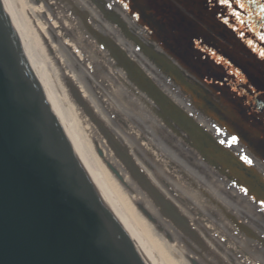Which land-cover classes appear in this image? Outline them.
I'll return each instance as SVG.
<instances>
[{
    "label": "water",
    "instance_id": "obj_1",
    "mask_svg": "<svg viewBox=\"0 0 264 264\" xmlns=\"http://www.w3.org/2000/svg\"><path fill=\"white\" fill-rule=\"evenodd\" d=\"M88 31L109 46L131 80L158 103V115L175 122L172 129L179 137L264 206L263 195L251 185L256 182L264 189L262 173L192 120L120 46ZM164 60L159 57L156 63L172 75ZM0 264H149L76 154L2 0Z\"/></svg>",
    "mask_w": 264,
    "mask_h": 264
},
{
    "label": "bare ground",
    "instance_id": "obj_2",
    "mask_svg": "<svg viewBox=\"0 0 264 264\" xmlns=\"http://www.w3.org/2000/svg\"><path fill=\"white\" fill-rule=\"evenodd\" d=\"M2 1L47 100L68 135L76 154L108 209L148 263L170 264L168 262L171 258L175 264H248V261L244 259V250L240 244L245 249L256 246V254L264 263V221L263 227L256 225L259 231H255L247 224L239 222L242 218L239 217L238 221L237 216H232L229 219H232L238 226L240 225V232L246 235L239 237L229 229L223 233L226 237L223 235L222 238L221 233L215 234L203 218V214L211 216L210 212L200 205L199 212L196 205H192V202L195 204L197 202L194 197L183 190L184 195L174 191L154 171L156 165L144 151L145 146H141L133 134L128 132L119 115L115 113L116 110L106 99L105 94L110 95V93L106 90L105 83L91 72L87 64L82 62L83 60L78 57L72 47L62 39L57 27L50 22L45 12L38 8L36 11L32 10V13L46 24L42 31L46 43H49L61 58L59 66L55 65V61L47 65L43 49L35 40V33L27 28V22L23 14L19 12L17 5L14 4V0ZM40 1L44 3L45 9H49L56 16L55 18L60 20L59 22H65L67 19L73 21L71 15L61 11L71 10L78 18L79 28L71 26L77 35L87 36L84 33L92 30L106 37L110 43L120 46L169 98L185 109L216 140L227 141L231 137L217 127L209 116L191 105L174 88V83L125 37L124 26L126 25V28L131 29L150 45L155 54L158 52L159 48L154 42L150 41V38L142 31H137L138 26L129 18L118 1ZM112 19H115L122 29L114 25L111 22ZM63 79L70 84L79 103L105 133L106 140L95 129L91 132L93 133L92 141L85 139L81 134L80 116L77 114L73 100L66 95ZM111 99L115 104L117 103L116 106H121L115 96ZM217 129L221 131L218 133ZM223 145L239 158L246 154L253 161L251 165L264 175V162L244 147L240 141L231 146L227 142ZM111 168L117 171L120 179L114 175ZM225 201L242 215L241 210L235 204L228 199ZM248 201L251 203L249 199ZM253 234L254 237L250 236ZM253 238L257 240L251 242ZM232 241L240 244L236 245Z\"/></svg>",
    "mask_w": 264,
    "mask_h": 264
},
{
    "label": "rangeland",
    "instance_id": "obj_3",
    "mask_svg": "<svg viewBox=\"0 0 264 264\" xmlns=\"http://www.w3.org/2000/svg\"><path fill=\"white\" fill-rule=\"evenodd\" d=\"M116 1H118L136 26H138L137 31H142L147 37H150L146 27L138 21L135 15L128 11V9L121 4L120 0ZM14 2L19 12L24 16L27 22V28L31 29L32 33H35V40L38 46L43 49L42 52L45 56L47 65L55 61V65L59 66L61 58L55 52L54 48L49 43H46L47 41L42 31L46 24L40 17L34 15L32 10L36 11L38 8L45 12L50 18V22L57 27L58 33L62 39L72 47L78 57L83 60L82 62L87 64V67L92 70L91 72L105 83V88L110 93V95H108V93L105 94L106 99L110 101L112 107L116 110L115 113L119 115L128 132L133 134L141 146H145L144 151L156 165L154 171L160 175L174 191L184 195L182 192L183 190L194 197L197 202L196 204L192 202V205H196L199 212V205L210 212L211 216L203 214V218L215 234L221 233L220 236L223 238L224 231L229 229L232 230L231 232H233V234H238L239 237L246 235V233L240 232V225L238 226L232 219H229V217L232 216H237L238 221L239 217L242 218L240 219L242 221L239 222L247 224L252 230L259 231L256 225L263 227L264 206L253 197H250V195L240 185L236 184L234 180L228 178V176L215 168L212 163L206 161L202 157L200 151L178 136L174 129L158 115L155 107L152 105V103L155 102L151 99L152 97L150 98L149 95L141 90V88L131 80L122 66L118 62L116 63V59L111 55L110 50H108V45L89 34L88 31L84 33L87 34V36H80L74 33L71 26L79 28L77 23L78 18L71 10L61 11H63L62 13L65 12L71 15L74 20L70 21V19H67L65 22H59L60 20L55 18L56 16H54L49 9H45L44 3L40 0H14ZM123 21L126 22L125 20ZM111 22L117 27H120L115 19H112ZM126 27L125 25V37L133 43L137 49H140L146 57L155 64L160 72L164 73L165 71L156 63V59L159 58V56L153 52V48L138 34ZM150 41H153L155 45L161 47L159 42H156L155 39L151 38ZM162 55L166 57L164 54ZM63 80V87L67 91L66 95L73 100L77 114L80 116L79 128L81 134L84 135L85 139L92 141L93 133L91 132H94L95 129V131L106 140L105 133L98 127L94 119H92L90 114L84 109L83 105L79 103L80 101L75 97L70 84L65 79ZM112 96H115L119 100L121 104L120 107L116 106L117 103L115 104L113 102L111 99ZM150 100L152 102H150ZM111 170L114 175L120 179L119 175L116 173L117 171L112 168ZM224 198L235 204L241 210L242 215L237 213L233 207H230ZM250 236L254 237V234ZM254 240L257 239L253 238L251 242H254ZM232 242L236 245L240 244L235 241ZM240 246L244 250V259L248 261V264H264L256 254V246H251L248 249H245L241 244ZM170 260L168 263L175 264Z\"/></svg>",
    "mask_w": 264,
    "mask_h": 264
},
{
    "label": "flooded vegetation",
    "instance_id": "obj_4",
    "mask_svg": "<svg viewBox=\"0 0 264 264\" xmlns=\"http://www.w3.org/2000/svg\"><path fill=\"white\" fill-rule=\"evenodd\" d=\"M120 1L146 27L148 38L161 45H155L159 48L156 54L166 56L164 61L172 75L164 74L174 88L264 162V58L255 50L264 48V41L248 31L253 21L246 17V25L241 26L229 16V22L224 23L227 13L215 0ZM241 30L244 37L239 35ZM248 39L254 41L255 49L247 44ZM236 69L242 75H235ZM152 105L158 108L157 102ZM161 118L176 127L175 122ZM251 185L264 197L259 184Z\"/></svg>",
    "mask_w": 264,
    "mask_h": 264
},
{
    "label": "snow or ice",
    "instance_id": "obj_5",
    "mask_svg": "<svg viewBox=\"0 0 264 264\" xmlns=\"http://www.w3.org/2000/svg\"><path fill=\"white\" fill-rule=\"evenodd\" d=\"M213 0H209L212 3ZM216 3L223 6L227 15L224 16V23L229 22V16L234 18L241 26L246 25L247 20H252L255 17L256 22L248 24V31L253 32L255 36L264 41V0H215ZM127 7V5H125ZM239 35L244 37V31H240ZM247 44L255 49V44L252 39L247 40ZM258 50L259 56L264 58V48L255 49ZM235 75H242L239 69L235 70ZM254 91V89H253ZM221 130L217 129L219 133ZM231 146L239 142V138L236 135H232L227 141L221 140L220 143H226ZM246 164L251 165L253 161L246 155L240 157ZM246 191V190H245Z\"/></svg>",
    "mask_w": 264,
    "mask_h": 264
}]
</instances>
